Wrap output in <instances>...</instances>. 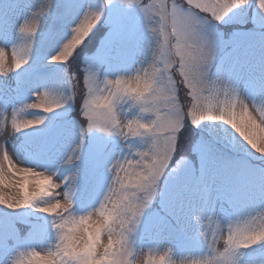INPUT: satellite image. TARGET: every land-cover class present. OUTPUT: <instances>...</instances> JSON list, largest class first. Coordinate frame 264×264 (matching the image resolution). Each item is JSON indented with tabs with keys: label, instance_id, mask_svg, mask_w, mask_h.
Wrapping results in <instances>:
<instances>
[{
	"label": "clouds",
	"instance_id": "obj_1",
	"mask_svg": "<svg viewBox=\"0 0 264 264\" xmlns=\"http://www.w3.org/2000/svg\"><path fill=\"white\" fill-rule=\"evenodd\" d=\"M15 39L0 43V78L19 73L56 16L59 0H21ZM82 10L63 21L47 63L61 66L57 87L33 85L13 110L0 107V210L30 211L46 222L44 243H21L0 264H264V199L193 207L194 248L143 243L140 228L186 159L183 134L206 128L233 153L264 162V94L246 95L218 71L216 27L238 10L264 16V0H77ZM114 5L142 21L140 58L113 70L74 67L86 41ZM76 112L75 139L56 161L29 160L7 141L44 127L53 114ZM118 145L99 166L97 195L79 202L88 142Z\"/></svg>",
	"mask_w": 264,
	"mask_h": 264
},
{
	"label": "rangeland",
	"instance_id": "obj_2",
	"mask_svg": "<svg viewBox=\"0 0 264 264\" xmlns=\"http://www.w3.org/2000/svg\"><path fill=\"white\" fill-rule=\"evenodd\" d=\"M82 7L77 0H59L56 16L45 24V28L49 29L48 35L37 41L36 55L29 66L7 79L0 78V107L13 110L17 104L30 98L33 85L57 87L63 83V68L48 64L47 59L63 21ZM23 11L21 0H0V43L7 45L13 42ZM227 26L230 28L229 35L234 37H226ZM219 28L223 30L219 31ZM215 31L220 42L217 70L231 76L246 95L264 94V16L256 14L253 8L241 9L226 23L218 25ZM141 35L139 13L114 5L90 37L92 45L80 50L76 69L84 65H104L113 70L129 66L140 58ZM68 111L53 114L47 124L38 130L10 138L8 149L29 160L54 163L75 139L73 122L76 116H69ZM200 130L201 141L196 149L202 164L199 178L194 184L191 161L184 160L177 166L175 179L169 181L164 196L158 199V203H153L143 219L140 228L143 243H172L178 252L194 248V226L189 221V212L193 207L203 205L212 209L214 206L216 214L223 215L230 211L229 203L246 205L264 199V166L229 151L215 141L208 129ZM108 146L102 138L88 142L81 166L79 202L83 206H87L97 195L101 161L110 149L118 151V145ZM30 215L39 220L37 226L29 224ZM16 220H21L19 225H29L24 226L27 228H24L21 237ZM45 223L41 216L30 211L12 214L0 210V254L21 243H44Z\"/></svg>",
	"mask_w": 264,
	"mask_h": 264
},
{
	"label": "trees",
	"instance_id": "obj_3",
	"mask_svg": "<svg viewBox=\"0 0 264 264\" xmlns=\"http://www.w3.org/2000/svg\"><path fill=\"white\" fill-rule=\"evenodd\" d=\"M229 30L230 28L227 26L226 31L228 32ZM94 36H96V33L94 34ZM91 42H92V39L89 38V40L86 41L82 49H86L90 47L92 45ZM74 67L75 68L77 67V58L75 60ZM68 113H70L69 116H72V115L76 116V112L71 109H69ZM201 135H202V131L200 129H194V128L188 127L185 130L183 134L182 142H183V153L186 156V159L180 160L179 163L177 164V166L180 165V163L184 160L191 161L192 167L194 169V178H193L194 184H195V180L197 179V175H198V165H197L198 154L196 152V149L201 140ZM255 162L264 166V162H261V161H255Z\"/></svg>",
	"mask_w": 264,
	"mask_h": 264
},
{
	"label": "snow or ice",
	"instance_id": "obj_4",
	"mask_svg": "<svg viewBox=\"0 0 264 264\" xmlns=\"http://www.w3.org/2000/svg\"><path fill=\"white\" fill-rule=\"evenodd\" d=\"M233 17V16H232Z\"/></svg>",
	"mask_w": 264,
	"mask_h": 264
}]
</instances>
